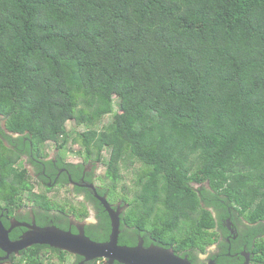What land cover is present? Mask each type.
I'll return each mask as SVG.
<instances>
[{"label": "trees", "instance_id": "trees-1", "mask_svg": "<svg viewBox=\"0 0 264 264\" xmlns=\"http://www.w3.org/2000/svg\"><path fill=\"white\" fill-rule=\"evenodd\" d=\"M0 119L6 214L24 198L57 209L35 198L23 156L78 144L75 169L94 161L111 181L101 194L141 164L120 245L141 236L194 263L218 239L213 212L232 208L264 264V0H0ZM99 206L105 233L87 237L106 242ZM40 251L9 264H50Z\"/></svg>", "mask_w": 264, "mask_h": 264}, {"label": "flooded vegetation", "instance_id": "flooded-vegetation-1", "mask_svg": "<svg viewBox=\"0 0 264 264\" xmlns=\"http://www.w3.org/2000/svg\"><path fill=\"white\" fill-rule=\"evenodd\" d=\"M13 137L17 138L19 136L14 135ZM32 160L28 155L23 156L22 163L29 170V174L32 173L29 178L36 181L37 187H43L47 191L56 190L54 194H62L61 198L64 200L63 203L66 208L62 205L57 209L46 211L44 207L36 206L34 204L35 200L28 199L32 201L30 205L17 209L14 215L10 216L1 207L0 220L3 226L10 231L9 238L11 241H19L26 234L38 228H58L73 234L83 232L86 236L88 231L95 237H99L105 233L104 221L106 219L99 205L103 207L104 212L106 209L97 195L105 198L113 210L120 215L121 219L126 214L129 207L128 203L120 199L118 195L112 194L109 188H105L107 192L100 193L103 192L101 190L104 188V182L99 179L98 168H96L98 163L89 161L84 164L83 170L75 169L74 166H79L84 161L71 162L66 158L64 151L56 148L53 155H48L42 150L38 158H33ZM34 161H36V164L33 163ZM37 197L46 198L45 195L35 193V198ZM83 212H86V217H82ZM221 212H213L214 217L221 218L222 221L221 226L215 228L219 235L217 241L209 246L205 253L196 252L197 256L194 259V263L190 262L192 264H252L253 253L249 246L250 241H252L250 227L253 228L254 225L249 224L244 219H240L232 208ZM106 213L111 223V217L107 211ZM129 234L130 232H127V235ZM140 243L145 247V241L141 236L138 237V243L135 247ZM32 248L40 249V253H43L45 257L55 249L47 245H34L15 253L7 252L0 248V264H9L14 259L24 256ZM59 251L65 253V262L62 264H88L93 262L86 261L85 258L78 255ZM177 256L188 259L187 255L184 257ZM102 263L106 264V261L103 260ZM98 264H101V262L99 261Z\"/></svg>", "mask_w": 264, "mask_h": 264}, {"label": "water", "instance_id": "water-1", "mask_svg": "<svg viewBox=\"0 0 264 264\" xmlns=\"http://www.w3.org/2000/svg\"><path fill=\"white\" fill-rule=\"evenodd\" d=\"M111 217L112 231L109 240L96 242L83 232L73 234L58 228H38L26 234L19 241L13 242L0 220V248L7 252L18 253L34 245H47L61 251L78 255L86 261L103 259L106 264H192L187 258H181L172 249L157 246L145 248L142 243L136 247L119 244L121 218L105 198L97 195ZM213 264V263H210Z\"/></svg>", "mask_w": 264, "mask_h": 264}, {"label": "rangeland", "instance_id": "rangeland-1", "mask_svg": "<svg viewBox=\"0 0 264 264\" xmlns=\"http://www.w3.org/2000/svg\"><path fill=\"white\" fill-rule=\"evenodd\" d=\"M4 126H5V122L2 119H0V127L4 128ZM65 128H66L68 133H72L73 131L82 132L85 130V125L76 126V125H74V122H67L65 124ZM43 149L46 153H48V155L49 154L53 155L55 153V146L52 143L46 144V146ZM78 149H79L78 144L71 145V147H69L67 152H65L66 158L69 159V161L75 162V163L80 162V161H84V157H81L76 153V150H78ZM102 166L103 165L99 163L96 168H98L97 171H98L99 176L104 177L105 169ZM140 169H141V164L139 162H137L133 166L125 168L121 171L123 178H122V182H120L117 186V189L115 191L116 195H118L120 197L122 194L126 193L129 195V197H128L129 199H133L135 197L137 191H136V188L134 186H136L135 182L137 180L138 174L140 173ZM31 174H30V176H31ZM29 181L32 184V189H33L34 195H35V193L36 194L39 193L40 195H45L46 199L51 203V205H57L58 207L64 205V203H63L64 200L61 198L62 194L61 195L54 194L56 190L47 191L43 187H37L36 186L37 183L34 179H30ZM110 184H111L110 180H106V182H104V185H106L108 187H110ZM196 187H198V186H196ZM31 202L32 201L25 199L23 201V207L30 205ZM64 207L66 208V205H64ZM59 256L62 257V255H59ZM43 259L46 260V262L50 263V264H61L57 255H55L53 253L47 254V256L46 257L44 256Z\"/></svg>", "mask_w": 264, "mask_h": 264}, {"label": "clouds", "instance_id": "clouds-1", "mask_svg": "<svg viewBox=\"0 0 264 264\" xmlns=\"http://www.w3.org/2000/svg\"><path fill=\"white\" fill-rule=\"evenodd\" d=\"M103 167V166H102ZM104 168V167H103Z\"/></svg>", "mask_w": 264, "mask_h": 264}]
</instances>
